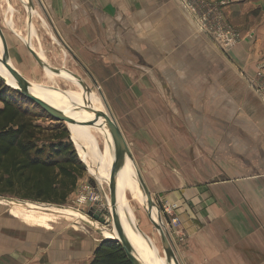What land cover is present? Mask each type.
I'll return each mask as SVG.
<instances>
[{
	"label": "crops",
	"instance_id": "crops-1",
	"mask_svg": "<svg viewBox=\"0 0 264 264\" xmlns=\"http://www.w3.org/2000/svg\"><path fill=\"white\" fill-rule=\"evenodd\" d=\"M207 1L223 3L227 20L241 33L242 41L228 56L218 52L215 42L197 33L174 0H39L54 34L67 49L78 55L84 67L98 64L101 84L112 78V51L136 54L132 67L138 71L161 65L163 80L158 87L147 75V84L154 92L122 97L132 102L137 131L147 134L146 140L142 138L147 157H153L159 148V140H154L160 133L150 118L162 116L164 123L178 118L177 126L167 125L160 131L162 148L174 150L171 154L165 152L161 162L178 165V169L162 170L163 180L174 187L153 194L149 191L158 204L177 206L171 216L159 214L176 262L264 264V0ZM7 62L14 68L11 61ZM148 100L166 103L158 108L149 105ZM139 101L147 102V108H141ZM169 101L177 105L171 108ZM188 109L196 118L189 129ZM188 132L195 134L194 142L188 143ZM175 133L178 135L172 140ZM128 160L125 156L137 187L133 177L136 170L130 161L131 170ZM176 169L177 176H167ZM187 179L196 183L188 187ZM134 184L124 185V189L134 190ZM140 193L136 189L137 197ZM141 201L145 202L143 198ZM124 202L122 216L132 219L128 202ZM5 205L10 214L0 207V264L42 263V254L36 252V233L28 232L17 218L45 225L52 221L53 214L22 204ZM147 217V221L140 219V226L135 216L132 223L139 234L151 239L158 257L165 259L157 231ZM172 218L179 221L177 231L169 225ZM65 251L61 260L56 254L52 263L45 264H73L74 255L67 248ZM163 262L166 264V259Z\"/></svg>",
	"mask_w": 264,
	"mask_h": 264
},
{
	"label": "rangeland",
	"instance_id": "rangeland-1",
	"mask_svg": "<svg viewBox=\"0 0 264 264\" xmlns=\"http://www.w3.org/2000/svg\"><path fill=\"white\" fill-rule=\"evenodd\" d=\"M52 25L53 24L46 16L45 6H43L39 0H0V31L7 43L9 57L8 60L0 36V42L4 49L3 59L11 61L14 68L20 73V76L28 82L27 85H32L42 93L58 98L60 97V93L64 91L78 92L86 97L91 95V98L86 99L85 103H82L81 105H89L91 109L102 111L111 116L128 151L130 159L128 160L129 166L132 170L131 163L134 165V168L143 183L144 189L148 194L149 191L153 194L154 191L170 188L172 186L171 182L163 180L162 170H168L172 167L178 169V165L164 164L161 162L165 152L171 154L174 151H170L169 148L168 150L162 148L161 132L167 125L168 127L172 125L177 126L178 118H170L169 123L167 121L166 123L162 122V116L150 118L151 123L154 122L152 125H156V130L160 133L156 134L155 140L152 137L151 141L154 140L157 142L159 140V143L157 142L159 148L155 149L156 154L153 155V157L152 155L147 157L146 141H142V138L146 140L147 134L145 132L137 131L133 124L135 123V119L132 117V109L130 108L132 102L129 98L122 97L123 94L130 95L131 93L136 94L137 92L143 91L154 92L155 90L151 89L147 84V75L156 82L155 86L158 87L160 80H163V69L161 65H157L155 69H152L151 67H143L138 71L132 67L135 64L134 62L137 61L136 54L130 52L117 53L116 51H112L109 52V57L112 60L110 74L112 78L106 84H101L99 81V70L96 69L98 64L93 65L92 68L84 67L82 61L77 58L78 55L70 52L61 39L54 34ZM250 38L252 39L254 37L251 36ZM25 44L27 46L29 45L31 50L35 52L39 61L44 64V68H42L32 57ZM122 56L123 61L121 60ZM128 62L131 64H128ZM159 62L161 63V58ZM120 65L124 67L120 68ZM74 76L85 84L87 91L82 90L79 84L72 79ZM0 77L3 79V81L0 79V88H7L6 91H2L4 94L3 97L18 101L21 108L27 110L29 114L36 116L38 118L36 123L43 127L62 124V126L68 131L69 140L73 144L78 159L81 163L83 161L86 165V168H84V176L79 180L75 192L69 197L65 205L60 206V208L65 209H57L45 205H35V202L9 197H0V207L8 211L9 214L10 208L5 205L7 203L22 204L25 208H33L41 211L46 210L42 209L43 207L48 208L46 211L53 214V216L51 217L52 221L45 225H37L23 219L22 217H15L21 224H24V226L28 228V232L31 231L33 234L36 233V239L37 241L39 240L36 252L42 254V263L45 264L50 261L52 263V258L55 257L56 254L58 255V260L59 258L61 260L62 253H65V249L67 248L69 249V254L72 253L74 255L75 260L73 264H87L89 256L93 253L95 246L98 245L102 239L101 235L103 238H105V235L110 238L111 232L114 228L113 227L110 231L111 225H101L88 216L90 209L89 198L93 194V188L95 186L100 192H104L109 199V191L106 183L96 179L87 169L89 168L94 174L96 170H98L100 174H106L109 172L110 151L108 155L105 154L108 138L105 134L96 132L95 130H88L89 132L86 130L84 131L81 125L73 130L68 125L53 120L38 106L18 94L16 92V87H7L6 85L8 84L6 78L1 75ZM145 101H139L141 108H147V102ZM136 103L137 101H135V104ZM148 103L149 105L155 104V107L160 108L161 104L163 103V105H165L166 101L148 100ZM167 103L171 108H174V106L177 105L176 101H169ZM186 103L188 105L187 108H191V104H189V102ZM75 104L76 103H71L69 105V114L85 113L82 112L83 110L76 109ZM187 111L186 124L189 129L194 126L196 118L190 109ZM164 120H166V118H164ZM163 124L165 126H163ZM78 131L82 132L79 133ZM175 134V136L172 134V140L178 135V133ZM50 135L51 133H49V136ZM42 140L45 142L47 139L43 138ZM195 140V134L193 132H188V143L194 142ZM98 152L104 156V161H100ZM192 152H194V149ZM177 169L170 175L167 173V176L170 177L173 176V174H176L177 176ZM116 178L118 179V177ZM195 183L194 180H186L188 187L193 186ZM172 187H174V185ZM136 189H138V186L136 187L135 184L134 190L123 188V193L118 199L120 205H123L124 201H126V203L128 202L127 205L129 211L133 217L135 216L136 222L140 226V219L145 221L148 220L146 210L141 206L142 198L145 200V202L142 203L147 206L152 203L158 211L157 213L161 214V210L160 204L155 202L156 197L149 194L150 198L148 199L142 193L137 197ZM82 199L84 200L81 201ZM99 200L100 205L105 207L106 199L102 197ZM123 211V206H121V215L123 214ZM104 215L109 218V211L107 208H105ZM133 217L131 221L134 223ZM147 226L148 228L149 226L151 227L150 224H147ZM134 227L136 231L140 233L135 225ZM152 230L151 227L150 231ZM140 235L142 236V234ZM142 237H144L152 249L156 261L159 263H161L162 260L165 261L164 258L158 257L157 250L151 239L146 238L145 236ZM55 249L59 250L54 251Z\"/></svg>",
	"mask_w": 264,
	"mask_h": 264
},
{
	"label": "trees",
	"instance_id": "trees-1",
	"mask_svg": "<svg viewBox=\"0 0 264 264\" xmlns=\"http://www.w3.org/2000/svg\"><path fill=\"white\" fill-rule=\"evenodd\" d=\"M6 89L0 88V197L63 206L85 172L68 131L62 124H37L18 101L3 97ZM90 264L130 262L117 242L103 240Z\"/></svg>",
	"mask_w": 264,
	"mask_h": 264
},
{
	"label": "water",
	"instance_id": "water-1",
	"mask_svg": "<svg viewBox=\"0 0 264 264\" xmlns=\"http://www.w3.org/2000/svg\"><path fill=\"white\" fill-rule=\"evenodd\" d=\"M0 36H1L2 43H3L4 49L6 50V54L8 57L5 40H4V37L1 33V31H0ZM27 48H28L29 53L36 60V62L42 68H44V64H42L39 61L35 52H33L30 49L29 45ZM8 60H9V57H8ZM0 63L6 69V71L8 72L10 77L12 78L13 82L15 83V85L17 87L16 92L18 94L25 97L29 101H31L33 104L38 106L43 112H45L47 115H49L53 120H55L59 123H64L68 126L69 125H77V126L80 125V124L76 123L74 120H72L71 118H68L66 116L65 113H68L66 110H60V109L54 108V107L50 106L49 104L45 103L44 101L39 100V99L35 98L34 96H32L26 89V81L19 75V73L11 65H9L5 59H0ZM74 78L78 81L80 88H82V90H84V91H87V87L85 86V84L83 82H81L80 80H78L75 76H74ZM0 79L3 81V79L1 77H0ZM6 86L10 88V86H8V85H6ZM84 111L88 112V113H93L94 115H97L101 119H103L104 123L106 124V126L108 128V131H109V134H110V137L112 140V145H113L112 166H111V170H110V179H109L108 183L106 184L108 187V191H109V199L107 200L104 196V193L101 192L102 197L106 199V206L107 207L105 206L104 208H98V206L100 204L96 203L89 209L88 216L90 218H92L93 220L97 221L101 225H104V226H110L111 225L110 231L114 227L115 231L117 233L118 239L112 240V241L117 242L122 247V249H123L124 253L126 254V257L128 258L130 264H139L138 261L132 255V252L130 251L129 243L124 236V231H123V228H122V225L120 222V217H119V214L117 212V197H116V191L114 189V182H115L116 177L118 176V174L120 172V164L122 162L124 155L129 156L128 151H127L126 146L123 142V139L120 135V132L118 131V128H117L116 124L114 123V121L110 115H107L102 111H97V110L90 109V108H86ZM82 163L84 165V168H86V165L84 164L83 161H82ZM136 175H137V180H138V189L143 193L144 196H146L149 199L150 198L149 194L144 189L143 183H142L141 179L139 178L137 172H136ZM94 189H95V191H98L96 186L94 187ZM150 204L153 205L152 203H150ZM35 205H45V206H50V207H54V208H60V206L51 205V204L35 203ZM105 208H107V209L111 208V211L108 210L109 211V218L105 217V215H104ZM145 210H146L149 218L151 219L152 218L151 217L152 211L150 210L149 206H146ZM156 219H157L156 221H154L153 219H151V221H152L153 226H154L155 230L157 231V234H158L159 239L161 241L163 252L165 255V259H166V263L167 264H171V263L178 264L174 258V253H173V249L171 247V244H170V242L166 236V233L163 229L159 213H157ZM101 237H102V239L100 241L107 240V239L103 238L102 235H101Z\"/></svg>",
	"mask_w": 264,
	"mask_h": 264
},
{
	"label": "bare ground",
	"instance_id": "bare-ground-1",
	"mask_svg": "<svg viewBox=\"0 0 264 264\" xmlns=\"http://www.w3.org/2000/svg\"><path fill=\"white\" fill-rule=\"evenodd\" d=\"M3 58H4V49H3V46L0 42V59H3ZM0 75L3 76L4 78H6V82L9 86L16 87L12 78L10 77V75L8 74V72L2 66L1 63H0ZM72 79L78 84V81L74 77H72ZM16 89H17V87H16ZM26 89L35 98L42 100L45 103L49 104L50 106L57 108V109H60V110H66L67 112H69L70 109L68 107L71 103H76L75 108L79 109V110H83L82 112H85L84 110L86 108L91 109V107L89 105H86V106L81 105L82 103H85L86 99H90L91 95L86 97V96H84L78 92L64 91V92L60 93V97L58 98V97H53V96L47 95L45 93H42L41 91H39L38 89H36L32 85H26ZM65 114L68 118H71L72 120H74L75 122L80 124L84 131L86 130L87 132H89L90 130H95L96 132H99V133L106 135V137L108 138V142L106 144L105 154L108 155V153L110 151V167H109V169L111 170L113 145H112V140H111L108 128H107L106 124L104 123L103 119H101L97 115L89 114L87 112L82 113V114H71V113L70 114L65 113ZM69 127L74 130L78 126L77 125H69ZM80 132H82V131H80ZM109 142H110V149H109ZM98 155H99L100 161H104V156L99 152H98ZM110 170L106 174L105 173L100 174V172L98 170H96L95 174H94V172H92L90 170V173L96 179L101 180L107 184L109 179H110ZM117 177H118V179L116 178V180L114 182V189L116 191V197H117V212H118L119 217H120V222H121V225H122V228L124 231V236L129 243L130 251L132 252V255L138 261L139 264H161V263H157L156 259L154 258V255L151 251L150 246L148 245L146 240L136 231L134 224L131 221V218L127 217L125 214L122 216L121 212H120L121 211V207H120L121 205L119 204L120 201L118 198H120L122 193H123L124 185L126 187H132V185L134 184V180L132 178L130 168L127 167L126 163H125V155H124L122 162L120 164V172H119ZM133 177L136 181V185L138 186V180H137V176L135 173H133ZM141 206L146 208L147 205L141 202ZM38 208H40V207H38ZM125 208H126V205L124 202L123 203V209L125 210ZM42 209L48 210V208H45V207H43ZM57 209H65V208H57ZM150 210L152 211L151 212V214H152L151 219L156 221L157 220L156 219L157 218V210L155 209L154 206L152 207V209L150 208ZM105 238L107 240L108 239L109 240L110 239L111 240H117L118 236H117V233L115 231V228H113V231L111 232V237L108 238V236L105 235ZM133 252H134V254H133ZM162 264H165V263L163 262Z\"/></svg>",
	"mask_w": 264,
	"mask_h": 264
},
{
	"label": "built area",
	"instance_id": "built-area-1",
	"mask_svg": "<svg viewBox=\"0 0 264 264\" xmlns=\"http://www.w3.org/2000/svg\"><path fill=\"white\" fill-rule=\"evenodd\" d=\"M174 1L185 13V15L190 18L197 33L215 42L222 55L228 56L230 52L242 41L240 31L234 28L227 20L222 8L223 3L215 4L207 0ZM250 37L251 35H249V38ZM104 196L108 200L105 193ZM100 198H102L101 192L99 190L95 191L93 188V194L89 198L90 208L96 203L100 204ZM83 200L84 199L81 201ZM99 207L101 208L102 205H99L98 208ZM102 208H104V206ZM175 209H177V206L174 204L169 205L167 203H163L160 205V212L167 216H171ZM169 225L177 231L179 227L178 219L172 218Z\"/></svg>",
	"mask_w": 264,
	"mask_h": 264
}]
</instances>
